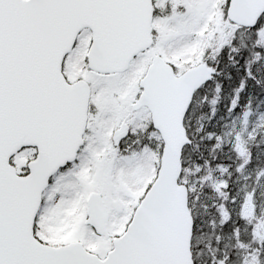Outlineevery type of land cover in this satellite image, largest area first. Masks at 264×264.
<instances>
[{
	"label": "snow or ice",
	"instance_id": "snow-or-ice-1",
	"mask_svg": "<svg viewBox=\"0 0 264 264\" xmlns=\"http://www.w3.org/2000/svg\"><path fill=\"white\" fill-rule=\"evenodd\" d=\"M0 264H264V0H0Z\"/></svg>",
	"mask_w": 264,
	"mask_h": 264
}]
</instances>
